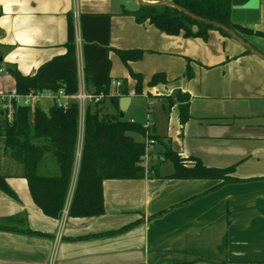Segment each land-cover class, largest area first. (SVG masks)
<instances>
[{
    "label": "crops",
    "instance_id": "obj_1",
    "mask_svg": "<svg viewBox=\"0 0 264 264\" xmlns=\"http://www.w3.org/2000/svg\"><path fill=\"white\" fill-rule=\"evenodd\" d=\"M76 5L79 9V0H0L4 67L11 64L23 74H34L40 65L65 53L68 15L74 14ZM79 12L109 13L95 9L92 2ZM113 24L111 18V47L156 53L152 61L146 54L141 61H129L135 73L146 77L164 72L169 78L153 92L147 88L141 93L149 104L157 103L148 108L158 136L155 154L149 158L154 166L146 168L143 178L106 179L103 214L70 216L84 135L85 108H80L72 183L63 214L53 218L35 203L28 180L21 176L22 165L2 157L0 171L8 174L6 182L13 194L0 188V223L6 226L0 228V264H50L53 256L54 264H264V36L237 30L257 50L253 51L216 29L205 40L184 33L170 35L147 22L143 26L151 39L142 47L125 48L114 43ZM241 25L264 31V0H260L259 20ZM75 27L79 76L84 82L79 20L75 19ZM114 54L111 51L112 61ZM124 70H111L113 81L121 85L112 83L110 96H118L120 103L126 96L122 93L126 80L129 110L137 80ZM0 84L15 88L9 73L0 76ZM82 86L94 93L85 83ZM176 89L190 94V118L185 123L178 104L168 108L166 96ZM110 104L106 111L116 112L111 100ZM166 146L185 158L188 166L196 159L213 168L234 165V175L242 180L216 187L221 179L172 177L175 165L166 166ZM57 170L55 158L47 155L41 173ZM138 221L124 232L107 234Z\"/></svg>",
    "mask_w": 264,
    "mask_h": 264
},
{
    "label": "trees",
    "instance_id": "obj_2",
    "mask_svg": "<svg viewBox=\"0 0 264 264\" xmlns=\"http://www.w3.org/2000/svg\"><path fill=\"white\" fill-rule=\"evenodd\" d=\"M172 1L201 19L165 4L141 3L137 10L124 9V13L134 15L139 23L149 22L170 35L184 33L186 36L207 40L210 31L216 29L230 36L224 28L207 22L211 20L235 31L264 36V31H254L232 21V0ZM2 14L0 7V17ZM111 18L110 13H80L84 82L87 87L94 89L93 94H104V98L88 102L85 107L83 143L76 185L69 206L70 216H97L105 212L103 183L106 179L145 177L146 145L145 142L136 140L131 133L150 134L158 139L153 130L148 132L141 123L121 118L119 97L110 96L113 81L111 51H115L127 65L129 61L140 59L144 54L141 49L111 47ZM1 48L0 42V68L4 66ZM65 48V53L56 55L40 65L34 74H23L17 67L7 65L5 68L14 79L16 92L29 94L63 90L67 95L77 94L80 89V76L75 17L72 12L68 15V38ZM131 75L137 80L136 93H143V75L132 70ZM188 76H192L190 68ZM161 82L168 83L164 72L155 73L149 85L155 86ZM123 84L125 87L122 93L128 95L127 81ZM107 98L112 101L116 112L104 111L103 103ZM166 100L168 108L178 104L182 123L190 118L189 93L176 89L166 96ZM79 118V103L72 100L68 106L55 103L48 111L40 104L35 110L30 106L19 105L12 121L0 120V160L2 157H8L22 165L21 176L28 180L35 203L46 215L53 218H59L63 214L71 187L79 140ZM163 154L165 159L171 160L175 165V171L170 175L172 177L221 179L216 187L242 180L234 175V165L213 168L194 159V165L188 166L186 159L168 146ZM47 155L55 158L58 165L56 173H41L40 165ZM154 170L157 171L158 167L155 166ZM7 175L0 171V188L13 194L6 182ZM138 223L139 221L131 223L107 234L124 232ZM4 227L6 226L0 223V228Z\"/></svg>",
    "mask_w": 264,
    "mask_h": 264
},
{
    "label": "rangeland",
    "instance_id": "obj_3",
    "mask_svg": "<svg viewBox=\"0 0 264 264\" xmlns=\"http://www.w3.org/2000/svg\"><path fill=\"white\" fill-rule=\"evenodd\" d=\"M90 2H92V4H94L95 9L108 11L109 13H111L112 20L114 21V24H113L114 43H116L118 45L127 46L125 48L137 47L138 45H139L138 47H142L143 45H145V43H147L148 40L151 39V38H149V37H152L149 34L150 31H146L143 24L139 23L134 15L124 13V9L131 10V11L137 10V6H140V4H141L139 2V0H79V9L82 10L83 5L85 3H90ZM153 27H156V26L151 24L150 28H153ZM153 43H154V41H153ZM121 48L122 47L117 46L114 49H121ZM122 49H124V48H122ZM145 54L147 56L151 57V61L154 58L153 56L156 55V53L148 51V52L144 53L142 58L137 59L135 61H137V62L141 61L145 57ZM112 59H113V61H112V67L113 68L111 69L112 72H114V71L118 72V71L124 70V68L126 67L127 73L126 72L125 73L128 75V77L132 76L131 70L133 72H134V70L132 68H130L127 64H124L123 60L120 57H118L117 54H114ZM146 69H148V68H146ZM155 73H158V72H154L151 75L149 74V76H146V77H144V75H143L144 79H143L142 84H143V91L144 92L147 90V88L151 89V92H153V89H152L153 87H156L158 85L167 84V83L161 82L155 86H150L149 81L152 79V77L154 76ZM166 76H167V74H166ZM167 79L169 81L168 76H167ZM170 80H172L173 82L177 81V80L174 81L173 78H170ZM80 83L83 84L85 82H83V80H82ZM87 88L93 90L92 87H87ZM161 89H159V90H161ZM48 95L49 94H45L40 99V103H41V106L43 108H48L53 103V100L50 97H48ZM150 100H151V98H150ZM149 105L150 106H156L157 103H152V101H151L149 104L148 97H147V95H145V93L144 94L136 93L134 95V100H133L131 108L129 110L125 111L124 119L129 120V121H136L138 123H141L142 125H145L148 122ZM109 107L112 108L111 104H110V100L105 101L103 103L104 111H106L107 110L106 108H109ZM131 134L136 140L138 139V141L145 142L146 150H148V152H150V154H155L156 149L154 148V145L157 142V138L151 136L150 134L142 135V134L137 133V132H133ZM141 138H143V139H141ZM171 162H172L171 160H168L166 162V164H167L166 166L172 165ZM5 164H6V161H5ZM144 164H146V163L144 162ZM151 166H154V164L150 163L148 167L150 168Z\"/></svg>",
    "mask_w": 264,
    "mask_h": 264
},
{
    "label": "built area",
    "instance_id": "obj_4",
    "mask_svg": "<svg viewBox=\"0 0 264 264\" xmlns=\"http://www.w3.org/2000/svg\"><path fill=\"white\" fill-rule=\"evenodd\" d=\"M74 17L76 20L80 18V12L78 6L76 5L74 8ZM3 73H8L6 68L3 66L0 68V76ZM112 83L116 85H121V81L114 80ZM44 94H49L54 100V104L57 103L59 106H68L70 103L69 100H76L79 103L80 108H85L88 102L93 100H101L104 98V94L95 95L93 93H87L84 90V87H81L79 92L75 95H67L60 90L59 92H49V93H34L31 92L29 94H19L16 92L15 88H4L0 84V120L7 119L8 121H12L14 117V112L19 105L30 106L32 110H35L37 105L39 104L40 98L44 96ZM154 125V121L152 117H148V122L144 125L148 132L152 131V127ZM151 154L146 150L144 162L146 163V167L149 166V158ZM64 221L59 227V231L56 236V242L58 243L62 238ZM50 264H54V256L51 259Z\"/></svg>",
    "mask_w": 264,
    "mask_h": 264
},
{
    "label": "water",
    "instance_id": "obj_5",
    "mask_svg": "<svg viewBox=\"0 0 264 264\" xmlns=\"http://www.w3.org/2000/svg\"><path fill=\"white\" fill-rule=\"evenodd\" d=\"M141 3H147V4H165V5H170L176 9H179L190 16L201 19L199 16L191 12L190 10L176 4L172 0H164V1H158V2H148L145 0H139ZM232 21L234 23H251V22H256L259 20L260 16V0H232ZM208 23L213 24V25H218L222 28H224L231 36L235 37L237 40L241 41L245 46H247L249 49H252L253 51L255 50L252 46H250L239 34L237 31H235L232 28H229L219 22L216 21H211L207 20ZM1 60L3 58L1 57ZM131 101V96L126 95L123 96L120 99V117L124 118L125 116V111L128 108L129 102Z\"/></svg>",
    "mask_w": 264,
    "mask_h": 264
}]
</instances>
